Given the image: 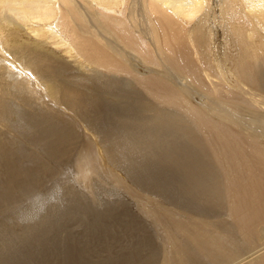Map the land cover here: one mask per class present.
Masks as SVG:
<instances>
[{
  "label": "bare ground",
  "instance_id": "1",
  "mask_svg": "<svg viewBox=\"0 0 264 264\" xmlns=\"http://www.w3.org/2000/svg\"><path fill=\"white\" fill-rule=\"evenodd\" d=\"M98 81L143 106L156 146L184 152L168 160L186 193L220 212L155 207L160 264H264V0H0V114L12 84L81 116ZM84 151L75 166L89 172Z\"/></svg>",
  "mask_w": 264,
  "mask_h": 264
},
{
  "label": "rangeland",
  "instance_id": "2",
  "mask_svg": "<svg viewBox=\"0 0 264 264\" xmlns=\"http://www.w3.org/2000/svg\"><path fill=\"white\" fill-rule=\"evenodd\" d=\"M99 83H86L78 117L56 116L9 84V111L0 114V264H160L166 243L149 216L155 207L220 217L184 190L168 160L184 152L157 147L142 130L143 106ZM88 144L95 168L81 172L75 164Z\"/></svg>",
  "mask_w": 264,
  "mask_h": 264
}]
</instances>
